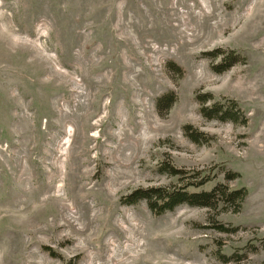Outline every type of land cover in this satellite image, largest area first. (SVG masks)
<instances>
[{
  "label": "rangeland",
  "instance_id": "374dc122",
  "mask_svg": "<svg viewBox=\"0 0 264 264\" xmlns=\"http://www.w3.org/2000/svg\"><path fill=\"white\" fill-rule=\"evenodd\" d=\"M254 4L0 0V264H264V10ZM231 51L241 61L216 72ZM82 78L98 81L86 100ZM200 96L236 120L205 118ZM164 161L246 195L239 207L159 216L144 201L120 204L136 187L177 184Z\"/></svg>",
  "mask_w": 264,
  "mask_h": 264
},
{
  "label": "trees",
  "instance_id": "16d2710c",
  "mask_svg": "<svg viewBox=\"0 0 264 264\" xmlns=\"http://www.w3.org/2000/svg\"><path fill=\"white\" fill-rule=\"evenodd\" d=\"M239 61H241L239 56H237L234 51H231L224 56L214 69L216 72L221 73ZM176 69L179 70L180 68L176 67ZM202 97L203 96H200V98ZM207 99L208 98H202L200 100V111L205 118L218 119L220 121L236 120L237 116L233 108L223 107L218 102H214L210 106H205V103L208 101ZM173 101L174 95L170 93L159 98L158 106L160 108V105L165 103L164 108H168ZM232 104L233 106L235 105L233 102ZM187 133L189 134L191 141L196 143L200 142L199 140L202 137L201 133L196 132L193 129H190ZM159 170L166 172L169 176L177 177V184L169 187L158 185L136 187L130 192L120 196V204L134 205L140 201H144L151 213L155 216H159L167 211H172L182 204L212 208L219 202L225 201L233 202L236 207H239L241 201L246 195V190L244 188H231L225 184H217V182L213 184V178L204 171L178 169L165 161L159 165ZM236 177H238V174L232 173L230 175L227 174L226 179L232 180ZM209 185L211 186L209 187ZM219 229L224 232H229V230L224 228L222 224H219ZM46 249L47 251H50V248L46 247Z\"/></svg>",
  "mask_w": 264,
  "mask_h": 264
},
{
  "label": "bare ground",
  "instance_id": "6f19581e",
  "mask_svg": "<svg viewBox=\"0 0 264 264\" xmlns=\"http://www.w3.org/2000/svg\"><path fill=\"white\" fill-rule=\"evenodd\" d=\"M258 3L261 4V9L264 10V0H255V4H254L253 6H257ZM81 4H83V3L81 2ZM85 4H86V3H85ZM82 6H83V5H82ZM253 8H254V7H253ZM81 9H82V7H81ZM73 10H74V9H73ZM262 21H263V19H262V20L260 19V22H262ZM129 23H130V22H129ZM131 24L133 25V23H131ZM134 26H135V25H134ZM134 26H133V27H134ZM107 76H108V75H107ZM107 76H106V74H104L103 76H101V78H100V82L104 81V80L106 79ZM81 81H82V84H84V89L86 90V92L83 93V96H84V99H85V97H88L89 94L91 93V91L89 90V87H90V85H91V82H98V81H89V82H85L83 78L81 79ZM85 100H86V99H85ZM89 105H90V99L87 100V103L79 104V105L77 106V110L85 109V108L89 107ZM86 112L88 113V111L86 110V111H84V113H83L82 115H85ZM77 116H78V115H77ZM77 116H73V115H69V114L66 115V117H68V119H70V118H77Z\"/></svg>",
  "mask_w": 264,
  "mask_h": 264
}]
</instances>
